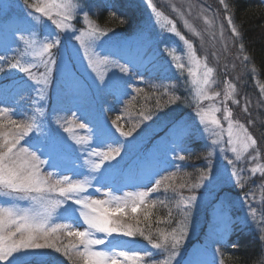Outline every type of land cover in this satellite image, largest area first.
<instances>
[{"label":"rangeland","instance_id":"obj_1","mask_svg":"<svg viewBox=\"0 0 264 264\" xmlns=\"http://www.w3.org/2000/svg\"><path fill=\"white\" fill-rule=\"evenodd\" d=\"M137 1L146 12V21L142 30L143 34L147 36H143L141 40L122 42L119 57L128 61L129 55H133L126 54L129 53L130 48L134 47L135 53L137 47L142 51L144 45L151 42L157 54L163 56L169 67L178 75L186 77L195 105V127L199 128L204 139L209 141L212 154L215 157L214 167L216 166L217 171L215 179L217 182L220 180L218 183L221 184L225 181L227 183L240 181L241 183H249L252 192L249 198L253 201L254 208L253 205H247L246 212L249 216L259 218L260 226L258 229L264 238V220L260 219L264 212V94L260 92L262 83L258 79L256 71L249 61L245 60L235 26L225 4H221L220 0H151V4L156 10L153 12L152 7H149L148 0ZM44 4H72L75 5V11L72 19L66 20L65 8L52 7L49 11L50 19L49 16L36 12L34 8L27 7L21 0H0V51L13 55L15 53L14 45L17 42L18 45L20 41L22 42L23 48L21 53H18L17 61L23 67L30 68L33 78L30 79L28 74L22 71L20 73L28 76L35 88L37 98L43 100L45 85H37L35 81L43 78L45 73L44 62L47 61L48 54L41 55L39 53L43 44L50 43L51 36L58 31L60 32L58 41L61 40L66 43V46L59 47V64L68 71L73 64L89 83L94 85L96 89L101 88L100 77L103 76L106 79L110 75H114L108 66L111 59L108 58L105 50L108 47L107 44L117 43L116 36L106 37L104 35L102 37L99 31L95 30L91 37L87 35L84 37V45L82 46L80 41L76 40V36L94 29L92 24L86 22L85 18H80L81 25L86 24L85 27L87 28L83 27V31L76 34L73 20L78 19L77 16L83 9L84 1L36 0L33 5ZM157 12L160 13L159 16L156 15ZM3 21L9 23L11 27L8 25L3 27ZM19 24L22 31H19V28L12 29ZM57 24H67L69 27L57 28ZM20 35H23L25 40L35 41V43L29 47L23 40L18 39ZM90 58L94 60L107 58L109 63L90 65ZM129 61L131 62V60ZM133 64L142 66L144 64L143 58L138 55L137 63ZM209 68L212 69V72L206 77L208 83H195L194 81L205 79V73ZM59 75L60 73L57 71V76ZM105 81L109 82L110 80L106 79ZM36 89L41 91L38 92ZM226 97L229 98L226 99ZM55 98L59 101L57 95ZM80 99L79 94L73 95L71 98L73 111L69 113L55 112V114H51L44 106L38 108L35 114L27 119L26 123L35 120L38 124L39 133L30 134L21 142V146L28 147L29 151L41 148L42 151L38 154L44 159H48L49 155L52 156L48 167L42 166V172H53V181L62 179L63 174L68 175L74 181L91 180L93 176H96L98 178L93 181L94 186H100L104 188V191H109V187H111V195L113 196L123 197L125 192L147 190L149 196L146 198L145 204L152 202L151 193L153 191L151 189L155 186V180L160 179V173L169 167L170 162L175 163L176 159L173 157L180 152L178 144L173 142L177 140L180 133L171 134L170 137L173 141L161 142L156 147L154 146L155 148L152 147L150 152L140 159L130 160V152L123 151L116 160L107 164L103 161L102 156L95 153L108 152L116 145L122 146L127 140L125 136L121 135L120 129L117 131V127L111 125L112 122L107 121L99 114H95L96 117H93L95 126L80 128V122L84 123V120L80 118L91 116L90 113L84 112L81 108ZM14 100L17 103L14 101L13 103L18 107L22 98L16 96ZM245 107L248 108L247 112L244 111ZM53 108L57 110L60 107L55 106ZM217 109L219 111H216ZM201 110L208 112L210 117L214 116L218 123L213 124L211 119L201 122L200 117L197 116V112ZM228 113L231 115L229 116ZM8 116V113H1L0 122L6 123L9 120ZM230 123L231 129L229 128ZM241 126H243V131H246L256 140L255 145H252L251 141L243 140L240 142L237 140L238 134L243 137ZM65 128H69L71 131L66 132L64 131ZM8 130L9 127L0 129L4 132ZM230 130L232 143H229ZM259 133H262L263 136ZM76 139L86 141V143L77 145ZM214 141L215 143H213ZM80 147L86 148L88 151L81 154L77 150ZM233 147L236 148L235 152L232 151ZM229 160L232 161L231 164L228 163ZM97 164L101 165L102 169L99 173H92ZM253 168L256 169L255 172L252 171ZM57 171L61 175H57ZM173 171L170 170V172ZM250 184L253 188L250 187ZM22 196L23 194L17 193L8 194L6 190L0 189V208H12L20 213H23L24 210L33 209L34 202L30 199L20 198ZM92 196L95 199H108L101 193H95L94 190H92ZM53 198H56L55 195ZM131 214L133 213L131 212ZM17 220H19V216H17ZM121 221L134 226L131 224L132 220ZM195 221L193 217L187 221L188 234L181 241L178 256H173V249L167 254H162L159 249H153L149 245H146L147 252L151 253L153 257L163 255L161 260L165 264H195V262L200 264L203 260L209 259L210 253L206 258V251L202 247L190 250L186 255L182 251L184 245L196 237L197 225ZM50 223H68L77 229L83 227L79 210L71 202H67L57 209ZM183 224H178L175 229ZM13 228L15 229L14 226ZM61 238L65 243L68 242L67 237L62 236ZM135 239L138 237L111 236L107 238L103 247L106 251L115 249L145 252L144 246L133 242ZM162 241V244L166 243L163 238ZM48 251L51 253L50 260L47 249L24 250L17 253L13 258L25 252L26 255L22 254L20 257L26 259L25 264H32L30 262L70 264L69 260L61 254L51 249ZM28 255H32V258ZM148 258L150 257H144L142 262ZM72 263L82 264V261H78L74 256Z\"/></svg>","mask_w":264,"mask_h":264},{"label":"trees","instance_id":"obj_2","mask_svg":"<svg viewBox=\"0 0 264 264\" xmlns=\"http://www.w3.org/2000/svg\"><path fill=\"white\" fill-rule=\"evenodd\" d=\"M35 1L27 0L31 5ZM83 1V9L80 10L78 19L73 20L76 34L82 32L86 25H81L79 19L85 18L99 33H107L106 37L116 36L117 43L107 44L105 50L111 59L108 66L114 73L106 78L110 81H105L101 88L96 89L72 64L69 71L80 81L81 87L61 75L57 76V70L53 69L49 83L43 90L44 99L40 100L28 76L1 61L0 67H3V71L0 72V107L8 108L9 119L26 123L41 106L51 114L72 112L71 98L77 93L81 97V108L91 114L88 118H80L86 126H95L93 117L99 114L107 121H116V124L111 125L119 127L122 132L131 133L125 136L127 142L122 146L116 145L121 147V153L130 152V160L146 156L152 147L172 140L171 134L182 135L187 130V135H183V141L177 145L180 150L178 155H185V160L176 159L175 163L170 162L169 167L160 173L159 180L162 183L158 190L151 193L152 202L141 206L136 214H131L129 209L126 215L119 219L132 220L134 227L137 226V221H140L139 227L144 230V236L137 234L138 239L133 242L144 246L145 252L148 250L146 245H151L144 237L149 236L153 242L161 243L159 250L162 254H167L172 251L170 234L178 224L185 222L184 204L190 195H196L197 201L191 208L190 218L196 220L197 234L184 245L183 253L186 255L190 250L204 248L206 258L209 253L210 258L200 264H219L221 259L224 264H264V238L258 229L260 220L246 212L247 205H253L249 198V195H252L249 183H227L221 179L225 181L221 184L218 183L220 180L216 181L215 157L209 141L204 139L200 129L195 127V105L186 77L175 73L163 56L157 54L151 42H147L139 52L144 62L142 66L130 64L129 60L119 57L122 42L141 40L143 36H147L142 30L146 21V12L142 5L137 0ZM21 2L25 4V0ZM224 4L235 26L243 55L247 57L264 86V0H224ZM89 24L87 26H90ZM5 25L10 26L3 21V27ZM18 28L22 31L20 24L12 29ZM59 37L60 32L56 31V34L51 36L50 43ZM21 43L20 41L19 45L18 42L14 45L13 55L5 54L2 50L0 55L7 57L11 63H16L18 53H21L23 48ZM62 46H66V43L59 40V44L54 47V51V48L51 49V52L59 56V47ZM133 48L126 54H135ZM115 61L128 64L130 74H122L114 67ZM134 87L142 88L143 91L138 94L132 90ZM55 95L59 97V101ZM16 96L22 98L19 106L17 104L18 107L13 103L16 102ZM55 106L60 108L55 110ZM144 116L150 118L144 119ZM3 124L10 127L7 121ZM259 135L263 136L262 133ZM210 168L212 171L209 184L207 180L200 181L201 174L208 173ZM196 183H200L201 187L189 191L188 186ZM250 187L253 188L251 184ZM145 214L149 217L148 221H144ZM169 219L172 220L170 224L167 223ZM260 219L264 220V212ZM165 236L168 240H164L166 243L162 244V238ZM22 254L26 255L25 252ZM22 254L12 258L10 264H25L26 259L20 258ZM47 254L50 260L51 253L48 249ZM28 256L32 258V255ZM161 256L163 255H150V258L141 264H165Z\"/></svg>","mask_w":264,"mask_h":264},{"label":"snow or ice","instance_id":"obj_3","mask_svg":"<svg viewBox=\"0 0 264 264\" xmlns=\"http://www.w3.org/2000/svg\"><path fill=\"white\" fill-rule=\"evenodd\" d=\"M220 2L223 4L224 0H220ZM25 4L27 7L34 8L36 12L45 16H49V11L52 7L65 8L66 20H71L75 11V5L72 4L31 5L28 4L27 0H25ZM148 4L149 7H152L153 12H155L156 10L151 4V0H148ZM156 15L159 16L160 13L157 12ZM49 18L51 19L50 16ZM53 23H55V21H53ZM229 23H231L230 20ZM56 26L57 28L69 27L67 24H57ZM233 31L235 32V30ZM94 32L95 29L88 33H81L76 36V40L80 41L83 46L84 37L86 35L91 37ZM100 34L107 35L105 32H101ZM18 39L23 40L29 47L35 43V41L29 42L25 40L23 35H20ZM58 44V40L43 44L39 54L43 55L47 53L48 59L44 62L45 73L43 78L41 80H36L35 83L37 85H47L53 69H56L63 78L82 87L80 81L75 78L70 71L64 69L59 64L58 56L51 52V49L57 47ZM189 47L191 48V46ZM139 52L140 49L137 47L135 54L129 55L128 59L131 60L132 63H137ZM245 60H247V57H245ZM0 61L7 63L10 68L19 69L27 73L30 79L33 78L30 68L23 67L19 61L11 63V61L3 55H0ZM107 63H109L107 58L102 60L89 59L90 65ZM113 64L122 74L126 76L130 74V67L128 64L120 63L119 61H115ZM2 71L3 67H0V72ZM211 72L212 69H207L205 79L194 82L198 84H207L208 80L206 77L210 75ZM100 80L101 85H103L106 79L101 76ZM36 90L38 92L41 91L40 89ZM132 90L138 94L143 91L142 88L138 87H134ZM260 92L264 94V86H261ZM217 95L219 94L217 93ZM227 98L229 97H226V99ZM157 106L159 107V101L157 102ZM7 111L8 108L6 106L0 107V113L6 114ZM216 111H219V109ZM244 111L247 112L248 108L245 107ZM141 115L143 116V113H141ZM228 115L230 116L231 113H228ZM197 116L200 117L201 122L211 119L213 124L218 123L215 117H210L209 113L206 111H198ZM149 118V116H144V119ZM225 118L227 119V117ZM117 119H119V117ZM7 123L10 126L9 130L7 132L0 131V189L6 190L8 194H23L20 198L32 200L34 202V207L31 210H24L23 213L15 211L12 208H0V264H10V261L17 253L33 249H51L66 257L70 264L74 256L78 261H82V264H141L144 257H150L151 253L148 252H129L127 250L115 249L106 251L103 247L107 242V238L111 236L128 238L135 237L137 234L144 236V230L139 227V220L137 221V226L134 227L123 223L119 217L126 215L129 208L133 214H136L140 206L145 204V200L149 196V191L125 192L123 197L113 196L111 195V187H109V191H104V188L94 186L93 181L98 178L96 176H93L91 180L74 181L68 175L63 174L62 179H55L53 181V172H42V166L48 167L52 156L49 155L48 159H44L38 154L42 151L41 148L29 151L28 147L21 146V142L25 140L26 137H29L30 134L33 132L39 133L37 122L33 120L29 123H21L15 119H9ZM113 124H116V121H113ZM79 127L83 129L86 125L80 123ZM4 128L5 124L0 123V129ZM229 128L231 129V123L229 124ZM64 131L68 132L71 130L65 128ZM117 131H119V127H117ZM241 131L243 132V137L238 134V141H251L252 145L257 143L252 136L248 135L246 131H243V126H241ZM121 135L129 136L131 133L121 132ZM183 135H187V130H185L182 135L178 136L176 144L183 141ZM229 136V143H232L231 130L229 131ZM75 143L77 145H82L86 143V141L76 139ZM213 143H215V141ZM77 150L81 154L88 151V149L83 147ZM121 151V147H115L109 149L108 152L95 154L102 156L103 161L110 164L111 161L116 160V158L121 155ZM232 151L235 152L236 148L233 147ZM178 153L173 159L185 160V155H178ZM228 163L231 164L232 161L229 160ZM101 169V165L97 164L92 170V173H99ZM211 171L212 169L210 168L208 173H202L200 181H208ZM252 171L255 172L256 169L253 168ZM57 175H61V173L57 171ZM161 183V180H155V186L151 191L158 190ZM183 186L184 185H181V187ZM188 187L189 191H191L194 188L201 187V184L196 183ZM92 190H94L95 193H101L105 197H108V199L102 200L93 198ZM53 195H55L56 198H53ZM196 201V195H190L188 197L187 202L184 204L185 223L178 229H173L170 234L171 246L174 250L173 256L179 255L181 241L188 234L187 221L191 215V208ZM67 202H71L77 206L83 227L77 229L68 223H50L57 209L61 208ZM171 215L170 212L169 216L171 217ZM17 216H19V220H17ZM148 220L149 217L145 214L144 221ZM167 223H172V220L169 219ZM13 226L15 230H13ZM225 227L227 228V223H225ZM62 236L68 238L67 243L61 238ZM144 238L148 241V244L151 245V248H161V243L153 242L151 237L145 236ZM163 239L167 241L168 237L165 236ZM219 264H224L222 259Z\"/></svg>","mask_w":264,"mask_h":264}]
</instances>
